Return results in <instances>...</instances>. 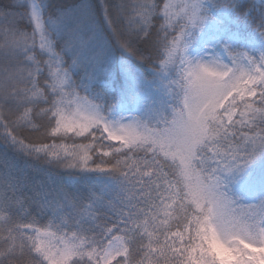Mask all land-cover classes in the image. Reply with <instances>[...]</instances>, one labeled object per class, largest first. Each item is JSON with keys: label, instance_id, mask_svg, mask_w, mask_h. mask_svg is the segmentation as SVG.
Instances as JSON below:
<instances>
[{"label": "snow or ice", "instance_id": "1", "mask_svg": "<svg viewBox=\"0 0 264 264\" xmlns=\"http://www.w3.org/2000/svg\"><path fill=\"white\" fill-rule=\"evenodd\" d=\"M213 9L264 38V0H0V264H264V51L189 54Z\"/></svg>", "mask_w": 264, "mask_h": 264}, {"label": "trees", "instance_id": "2", "mask_svg": "<svg viewBox=\"0 0 264 264\" xmlns=\"http://www.w3.org/2000/svg\"><path fill=\"white\" fill-rule=\"evenodd\" d=\"M57 3H65V2H71V0H55ZM100 0H94V3H99ZM110 3H119L121 0H109ZM157 3L163 4L165 0H156ZM178 2V0H177ZM247 3H251L252 0H246ZM258 2V0H257ZM209 7H211V4L209 3ZM212 16L214 19H210L206 22L204 26V30L208 31V35L205 34L203 36L202 40L199 42H196V40L193 42V44H199L200 46L203 45V43L208 42H215L214 44H222L227 43L230 45V47L234 50H244L249 52L253 56H258L261 51H264V38H262L254 29L253 25L249 22L245 21L244 19H237L231 15H225L223 12L216 11L215 9L212 10ZM212 22H215L214 24ZM22 27L28 28L30 30V26L26 25L25 23L21 24ZM114 27H116L114 25ZM208 36V37H207ZM207 37V38H206ZM216 40L214 41L215 38ZM198 49V46L196 47ZM222 50V49H221ZM114 54L116 55L115 58H119L120 53L118 49H114ZM134 63L138 64V67L140 68V72L144 77L150 78L153 77V73L151 69L148 67L147 64L139 65L138 61H133ZM112 79H116V71L112 73ZM120 86H123L125 89H127L128 84H126L123 80V77H121L120 85L117 86L119 88ZM109 93H108V103L113 102V98L115 100L120 99V93L119 91H112V85H109ZM128 91V89H127ZM129 93V92H128ZM83 95V93H81ZM131 95V93L129 94ZM168 102V100H167ZM134 107V105H133ZM121 113L119 111L115 112L116 116H119ZM126 115V113H124ZM36 134L31 133L28 130H25L21 136V138L27 137L28 139H25V143L30 142H39L35 141L34 137ZM43 143H52L51 139H45L42 141ZM57 143H61V140L58 138ZM65 144H72V143H78L80 142L77 140H71V139H64L62 141ZM113 143H118L116 141H113ZM5 149L2 145H0V153H3ZM8 157L9 159H12L15 161L17 167L24 168L29 177L34 181V179L39 180L40 173L44 174L43 172H37L34 169L37 167L34 161L30 159H26L23 155H17L12 150H8ZM31 165V166H30ZM54 173L59 175L60 182H63L65 187L69 190H75L79 189L82 192L87 191L88 187L90 185H99L100 178L97 177L95 174H89L86 176H75L70 177L67 172H65L63 169H55ZM50 186V185H49ZM46 219V218H45Z\"/></svg>", "mask_w": 264, "mask_h": 264}, {"label": "rangeland", "instance_id": "3", "mask_svg": "<svg viewBox=\"0 0 264 264\" xmlns=\"http://www.w3.org/2000/svg\"><path fill=\"white\" fill-rule=\"evenodd\" d=\"M213 24L215 22H212ZM205 34L208 35V31H206V29H202L199 33H198V36H197V39H196V42H199L200 40H202L203 36H205ZM210 37V35H208ZM207 36V37H208ZM206 37V38H207ZM215 38V37H213ZM216 40V38L214 39V41ZM215 42L211 41V42H208V43H203L202 46H200L199 44H193L192 47L189 49V54L191 55H198L200 54V52L207 48L208 46H215L214 44ZM198 46V49H196V47ZM112 55L113 57L115 58V54H114V51L112 52ZM116 59V58H115ZM119 58H117L116 60L118 61ZM115 71V69L113 70V72ZM112 72V73H113ZM144 77V76H143ZM146 80L148 81H152L153 80V77H150V78H147V77H144ZM127 89H128V94H132L133 92L137 91V86L136 85H132V84H128L127 86ZM146 99H147V102L149 104H152V105H155L156 107H162L163 105H165L167 103V100H168V97L166 96L165 92H164V88H163V85H162V82L159 81L158 79L155 80L154 82H152L151 84V89L150 91L147 92L146 94ZM143 103V102H142ZM135 107V105H134ZM54 179L56 181L57 184L61 183L60 182V177L59 175L55 174L54 173ZM36 179H34L35 181ZM39 180H44L45 181V184L46 186H49L50 185V182L47 180V178L45 177L44 174H41L40 173V178ZM51 186V185H50Z\"/></svg>", "mask_w": 264, "mask_h": 264}]
</instances>
